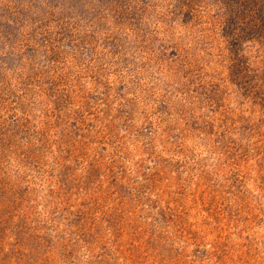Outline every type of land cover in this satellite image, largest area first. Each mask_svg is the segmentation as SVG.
<instances>
[{"label": "rangeland", "instance_id": "1", "mask_svg": "<svg viewBox=\"0 0 264 264\" xmlns=\"http://www.w3.org/2000/svg\"><path fill=\"white\" fill-rule=\"evenodd\" d=\"M0 264H264V0H0Z\"/></svg>", "mask_w": 264, "mask_h": 264}]
</instances>
